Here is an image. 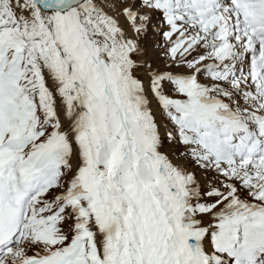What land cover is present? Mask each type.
Instances as JSON below:
<instances>
[{"label":"snow or ice","instance_id":"1","mask_svg":"<svg viewBox=\"0 0 264 264\" xmlns=\"http://www.w3.org/2000/svg\"><path fill=\"white\" fill-rule=\"evenodd\" d=\"M0 264H264V0H0Z\"/></svg>","mask_w":264,"mask_h":264}]
</instances>
